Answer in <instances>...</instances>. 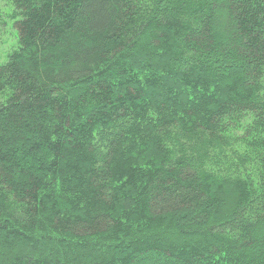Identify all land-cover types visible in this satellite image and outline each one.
Segmentation results:
<instances>
[{
    "label": "trees",
    "instance_id": "1",
    "mask_svg": "<svg viewBox=\"0 0 264 264\" xmlns=\"http://www.w3.org/2000/svg\"><path fill=\"white\" fill-rule=\"evenodd\" d=\"M0 264H264V0H8Z\"/></svg>",
    "mask_w": 264,
    "mask_h": 264
},
{
    "label": "rangeland",
    "instance_id": "2",
    "mask_svg": "<svg viewBox=\"0 0 264 264\" xmlns=\"http://www.w3.org/2000/svg\"><path fill=\"white\" fill-rule=\"evenodd\" d=\"M21 17L11 1L0 0V63L6 62L19 45L18 21Z\"/></svg>",
    "mask_w": 264,
    "mask_h": 264
}]
</instances>
